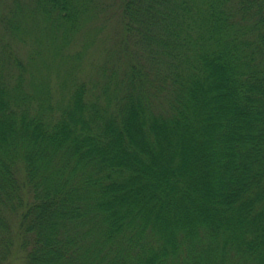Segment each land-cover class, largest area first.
<instances>
[{
    "label": "trees",
    "instance_id": "1",
    "mask_svg": "<svg viewBox=\"0 0 264 264\" xmlns=\"http://www.w3.org/2000/svg\"><path fill=\"white\" fill-rule=\"evenodd\" d=\"M119 3L113 57L56 103L22 13L63 55L100 0L1 19L0 264H264V0Z\"/></svg>",
    "mask_w": 264,
    "mask_h": 264
},
{
    "label": "rangeland",
    "instance_id": "2",
    "mask_svg": "<svg viewBox=\"0 0 264 264\" xmlns=\"http://www.w3.org/2000/svg\"><path fill=\"white\" fill-rule=\"evenodd\" d=\"M14 1L0 0V50L3 48L5 39H8L4 35L5 22H2L1 19L5 15H9V17L12 15L10 11ZM19 2L25 3L24 10L26 12L27 9L30 10L32 0H19ZM119 6V0H100L97 13H93V18L84 23L82 29L69 43L63 55L55 54L48 49L45 45L47 40L41 41V44L38 43L36 39L38 34L35 32L38 23L32 17H25L22 13L21 24L29 33L25 35V43L14 39V45L18 53L24 58L27 57V53L30 50H39L40 56L37 58L38 62L34 66L36 79L50 85L55 103L56 100L62 101L63 96L67 93V90H65L64 94V90L62 91L60 84L69 73L74 62H76L75 73L83 78L91 79L99 77L98 69H100V66L104 62L106 63L109 57H113L111 55L112 50L123 33L119 22ZM34 22H36L35 25ZM75 54H78L79 58L77 57L75 60L69 58V56H75ZM123 60L124 57L122 59L115 58L114 62L122 69ZM112 61L113 58H111L110 63ZM18 262L19 260L13 261L12 264H18Z\"/></svg>",
    "mask_w": 264,
    "mask_h": 264
}]
</instances>
